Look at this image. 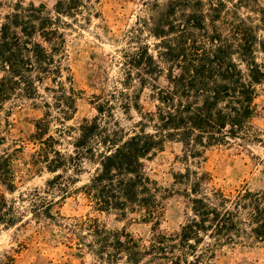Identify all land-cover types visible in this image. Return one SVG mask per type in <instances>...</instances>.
<instances>
[{
    "label": "trees",
    "instance_id": "obj_1",
    "mask_svg": "<svg viewBox=\"0 0 264 264\" xmlns=\"http://www.w3.org/2000/svg\"><path fill=\"white\" fill-rule=\"evenodd\" d=\"M93 1L56 0L52 7L19 1L0 23V119L5 117L9 125L11 106L25 101L43 110L30 135L36 149L23 163L19 178L43 169L53 174L44 189L17 199L8 200L0 192V226H22L28 213L37 222H56L59 215L53 209L72 193L70 186L77 182L73 174L87 158L97 159L99 167L80 191L96 210L138 213L152 225L147 241L108 230L96 219L67 226L74 236L77 231L87 232L90 241L81 237L75 244L95 257L94 264H117L122 259L127 264H213L225 247L249 239L264 243V190L243 187L227 193L211 185L208 173L190 168L176 173L174 183L184 186L191 215L179 232L160 231L169 190L151 179L144 165L167 141L182 145L184 161L200 159L215 146L264 143L252 123L257 116V88L264 84V8L256 4L251 14H242L244 0L232 1L231 6L224 0L207 4L169 0L149 19L150 33L160 41L163 55L176 62L166 77L167 87H155V111L146 113L138 131L126 138L107 134L96 119H84L73 152L66 154L57 149L61 141L49 134V128L57 122L59 135L67 134L65 122L76 113L77 94L65 65L66 35L79 17L90 21ZM135 55L133 67L154 62L147 46ZM97 111L102 114L101 108ZM5 140L0 132V146ZM21 149L20 145L0 155V182L9 193L17 190Z\"/></svg>",
    "mask_w": 264,
    "mask_h": 264
},
{
    "label": "rangeland",
    "instance_id": "obj_2",
    "mask_svg": "<svg viewBox=\"0 0 264 264\" xmlns=\"http://www.w3.org/2000/svg\"><path fill=\"white\" fill-rule=\"evenodd\" d=\"M19 1L25 4L44 3L52 7L56 0H0V23ZM168 1L96 0L91 3L90 21L79 17L73 22V29L67 31L66 35L65 65L70 68L72 86L77 94L76 113L65 122L67 134L59 135L57 122H53L49 128V134L61 141L57 149L62 153L73 152V143L79 137L77 128L84 119H96L100 129L107 134L126 138L138 131L146 113L155 111V87H167L166 77L176 62H170L163 55L165 50L159 47L160 41L150 33L149 19L155 17ZM203 1L207 4L211 0ZM224 1L231 6L232 1L238 0ZM244 3L246 7L241 9L242 14H251V7L256 4L264 8V0H244ZM144 46L148 47L153 64L144 61L140 66H131L133 57ZM156 65L160 70L156 69ZM174 73L177 74L178 70L175 69ZM257 89V116L252 123L264 140V84ZM45 95L49 102L53 101L49 94ZM126 103H129L127 108ZM11 108L9 125L5 123V117L0 119V132L6 138L5 144L0 146V155L20 145L22 152L16 161L17 190L9 193L0 182V192L8 200L17 199L34 189H44L46 181L53 177L43 169L40 173L19 178L24 170L23 163L31 160L30 156L36 149L30 135L35 133L34 122L42 117L43 110L34 108L30 101ZM97 108L102 109V114L98 113ZM53 114L58 116L55 111ZM151 125L148 123L149 132H152ZM144 165L147 175L169 190L163 202V216L159 225V230L164 233L179 232L191 215V203L185 195L184 186L174 183V175L183 173L186 168L208 173L211 185L227 193L243 187L251 191L264 190V143L258 141L241 146L211 147L202 158L188 161L183 160L180 143L167 141L161 150L144 161ZM98 167L97 159L85 158L82 161L81 170L73 174L77 182L70 186L72 193L53 209V213L57 212L60 216H57L56 222H37L28 213L22 226L9 229L0 226V264L96 263L95 257L84 246L78 248L75 244L82 241L78 240L81 237H84L85 243L89 242L91 238L87 232L77 231L74 236L66 230L67 226L77 221L89 219H96L108 230L125 231L136 239L147 241L152 225L144 222L140 214L99 212L80 191L82 186L89 184ZM68 175H64V182ZM66 237H70V240ZM117 264L127 262L122 259ZM142 264L150 263L144 261ZM213 264H264V243L249 239L233 247H225L217 252Z\"/></svg>",
    "mask_w": 264,
    "mask_h": 264
}]
</instances>
